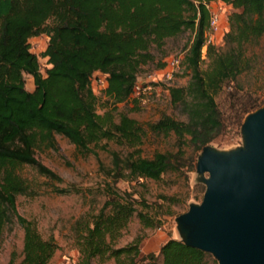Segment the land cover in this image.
<instances>
[{
  "label": "trees",
  "instance_id": "1",
  "mask_svg": "<svg viewBox=\"0 0 264 264\" xmlns=\"http://www.w3.org/2000/svg\"><path fill=\"white\" fill-rule=\"evenodd\" d=\"M210 1L231 8L226 15L228 30L221 35L222 47H203L208 27L205 4ZM183 30L192 33L180 63L188 78L185 85L164 88L184 119L161 114L143 127L124 112L114 116L116 104L140 102L130 95L140 66L153 59L150 49L160 48L165 38ZM263 33L264 0H0V234L12 219L22 230L21 258L14 262L11 253L6 264H46L56 249L52 237L43 238L34 222L15 209L17 195L38 192L34 183L18 174L17 167L26 165L50 181L61 180L36 159V148L56 149L53 134L62 135L83 154L93 153L89 145L111 141L129 149L123 156L109 151L111 167L104 175L113 184L137 178L158 180L170 167V155L141 156L144 130L173 134L178 144H188L194 156L225 127L236 130L243 116L263 101L232 85L251 69L247 46ZM40 34L47 38L38 54L47 65L42 71L28 41ZM163 66L160 62L156 68ZM95 73L104 77L102 93L111 105L108 109L102 106L100 113L90 84ZM25 75L31 77V90L24 87ZM225 87L228 111L224 115L214 97ZM197 187L202 193V186ZM52 190L64 193L69 187ZM102 191L101 206L71 227L77 251L73 264L108 259L113 264H215L210 255L172 237L160 245L156 255L140 256L138 237L115 246L132 216L145 228L159 227L161 220L149 214L145 201L109 182ZM164 199L173 203L171 197Z\"/></svg>",
  "mask_w": 264,
  "mask_h": 264
},
{
  "label": "rangeland",
  "instance_id": "2",
  "mask_svg": "<svg viewBox=\"0 0 264 264\" xmlns=\"http://www.w3.org/2000/svg\"><path fill=\"white\" fill-rule=\"evenodd\" d=\"M225 13V12H224ZM227 14V13H225ZM220 37L213 44L222 47L221 35L227 31L225 21L221 23ZM192 33L183 30L172 37L164 39L160 48L152 47L153 54L151 62L140 66L137 72V81L154 83L152 77L157 81L154 89L146 95L137 105L129 100L125 103L116 104L117 112H124L135 119L141 126L156 120L161 114L168 115L175 120H183L184 116L180 108L169 102L165 86L185 85L188 74L181 59L191 40ZM46 36L40 34L29 38L30 51L37 55L40 70L47 65L45 58L38 56L46 44ZM247 54L251 58V69L242 73L232 83L234 87H240L241 91H247L257 95L264 101V33L254 42L247 46ZM178 55L180 63L171 79L163 80L156 65L164 62L168 57ZM201 62L200 67L204 66ZM24 87L32 89L31 77L24 76ZM97 96L96 112L111 108L105 100L102 90L92 85ZM227 87L222 88L214 97L217 107L224 113L228 111V100L225 99ZM262 101V102H263ZM261 102V103H262ZM260 103V104H261ZM244 117V116H243ZM243 119V118H242ZM241 119V121H242ZM241 123V122H240ZM240 125V124H239ZM238 128L225 127L223 132L210 142L209 145L216 149H229L240 144ZM56 149L40 146L35 149L36 159L55 172L59 182L50 181L39 175L29 166L17 167V172L22 177L34 183L37 194L33 196L17 195L15 198V209L18 214L34 222L38 232L43 238L52 237L56 249L46 264H73L77 258V251L73 244L74 222L86 213H94L104 200L102 188L106 182L119 191H125L135 199H141L149 204V214L160 218L161 225L156 228L141 227L135 216H132L115 246L124 245L134 238L140 239V256L153 253L157 254L160 245L169 237H176L174 232L173 218L184 212L190 202H199L201 194L194 183L195 156L186 142L178 144L173 134H156L147 129L144 130L140 154L150 157L154 152H165L170 155V167L161 174L158 180L137 178L135 180H113L107 178L104 172L111 167L109 151H116L121 156L126 149L111 141H100L97 145H89L92 152L80 153L73 144L59 134H53ZM194 158V162L192 158ZM69 187L68 192L57 193L52 187ZM164 197H171L172 204ZM21 227L14 219L6 224L0 234V264H6L11 256L14 262L21 258ZM214 261V260H213ZM215 262V261H214ZM91 264H113L111 259L99 262L93 260ZM216 264V262H215Z\"/></svg>",
  "mask_w": 264,
  "mask_h": 264
},
{
  "label": "water",
  "instance_id": "3",
  "mask_svg": "<svg viewBox=\"0 0 264 264\" xmlns=\"http://www.w3.org/2000/svg\"><path fill=\"white\" fill-rule=\"evenodd\" d=\"M238 133L235 147L200 148L193 181L203 191L173 218L174 239L216 264H264V101L244 115Z\"/></svg>",
  "mask_w": 264,
  "mask_h": 264
},
{
  "label": "built area",
  "instance_id": "4",
  "mask_svg": "<svg viewBox=\"0 0 264 264\" xmlns=\"http://www.w3.org/2000/svg\"><path fill=\"white\" fill-rule=\"evenodd\" d=\"M205 7L208 11V27L204 34L203 47L206 44H214L217 38L220 37L221 31V23L225 21L226 23V15L231 10L230 6L221 2V1H210L205 4ZM227 14H225V13ZM180 63V57L178 55L170 56L164 61V66L160 69H157L160 73V76L163 80L171 79L172 75L175 73L178 65ZM152 81L156 83L154 76L152 77ZM91 86H96L99 90H103L106 86V82L104 77L95 73L90 81ZM154 89L152 83L148 84L145 82H138L136 78V82L132 87L131 97L134 99L137 98L142 100L146 95H149L151 91Z\"/></svg>",
  "mask_w": 264,
  "mask_h": 264
}]
</instances>
